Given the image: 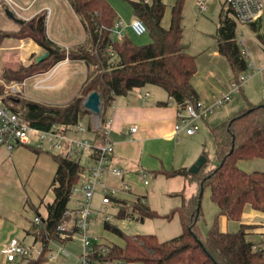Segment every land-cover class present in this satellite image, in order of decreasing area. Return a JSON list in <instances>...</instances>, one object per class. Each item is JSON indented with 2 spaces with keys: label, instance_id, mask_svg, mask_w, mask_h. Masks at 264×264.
I'll use <instances>...</instances> for the list:
<instances>
[{
  "label": "trees",
  "instance_id": "1",
  "mask_svg": "<svg viewBox=\"0 0 264 264\" xmlns=\"http://www.w3.org/2000/svg\"><path fill=\"white\" fill-rule=\"evenodd\" d=\"M68 2L84 26L87 36V44L69 48L68 56L71 61L85 62L86 78L79 94L65 104H49L25 96V99H19L16 95L6 96L0 84V100L18 112L24 120L40 128H47L54 123L75 125L79 119L91 114L84 106L86 96L98 91L105 106L102 121L107 123L105 109L117 96L147 84L164 88L179 109L199 99V93L192 82L197 73L196 57L188 51V45L183 41L185 0H176L173 4L168 27L163 25L167 10L163 0H152L151 3L131 1L134 16L142 19L148 27L151 41L147 44H136L128 35L121 42L113 39L112 29L119 18L109 0ZM237 26L235 18L221 9L215 34L217 49L230 63L234 78L249 67L238 44ZM252 28L258 29L256 25H252ZM18 30L19 36L14 37L31 38L49 54L39 62L7 65L4 79L18 75L28 77L47 71L67 57L65 47L53 42L48 36L47 12H41L27 21H18ZM12 33L13 30L0 29V44ZM258 37L264 41V35ZM108 48H111L112 53L107 52ZM211 132L216 143L213 163L207 160L195 174L189 172L187 167L169 170L162 168L158 171L168 177L182 176L189 182L197 183V192L192 196L180 194L182 203L175 210L181 218L183 232L173 239L161 241L154 234H126L116 225L105 221V228L121 235L125 245L104 246L94 243L89 253L92 263L119 260L134 264H264V249H254L255 242L248 239L259 226L243 220L247 206L264 213V170L247 171L239 165L242 160L264 159V104L249 103L248 107L211 127ZM95 135L99 141L103 140L102 132H96ZM33 151L40 152L34 148ZM51 154L57 164L49 185L54 199L46 204L47 217L44 221L41 224L33 223L28 231L34 236V242L43 244V247L38 257L23 258L25 264H46L51 242H64L59 236L58 225L62 223L68 208L72 188L79 182L84 171L78 161L68 160L60 154ZM205 187L211 189V197L219 206L220 213L228 220L240 222L237 231L222 230L215 221L208 236L202 237L199 222ZM114 203L122 206L117 213L118 218L134 216L132 211L139 213L141 220L156 216L155 211L141 203L140 198L132 202L131 212H127V202L115 199ZM260 234L264 236V232Z\"/></svg>",
  "mask_w": 264,
  "mask_h": 264
},
{
  "label": "rangeland",
  "instance_id": "2",
  "mask_svg": "<svg viewBox=\"0 0 264 264\" xmlns=\"http://www.w3.org/2000/svg\"><path fill=\"white\" fill-rule=\"evenodd\" d=\"M131 1L132 0H109L118 13L119 21H122L125 27V35H128L136 44H147L151 41L149 32L137 35L129 29L131 21L135 18L131 7ZM163 1L167 4L163 25L168 27L170 25L171 8L176 0ZM200 1H206L208 4V9L204 12L199 10ZM47 4H50L49 6L53 9V13L47 19V33L51 37L52 35L64 37L67 41L62 39L58 40L66 44L76 42L78 39H75L73 33L76 32L78 18L67 0H40L35 5L34 10L46 6ZM221 9H223L224 13L229 12L223 8V0H185L184 3L183 41L188 45V51L196 57L197 76L202 82L205 81L207 74H209L212 61H217V59L213 57V53L217 50V39L215 34L217 26L219 25ZM15 26L13 22H10L6 14L0 15V29L11 30ZM18 31V29L13 30L12 35L9 37L11 39H5L0 45V78L5 81L3 84L5 95H16L19 99L21 97L25 99L26 97L49 104H65L78 95L86 78L84 67L79 68L70 75H65V77L56 84L57 86L53 88L34 87V81H31L29 76L26 77V75H18L17 77L7 78V80L4 79L3 73L5 74L6 68L8 67L7 65L12 64L18 66L17 62L27 64L34 61L33 55L27 58L26 62L20 61L16 58L19 49L13 50L14 53L6 49L8 43L14 41V36H19ZM258 35H264V17L261 26H259L257 30H254L251 25L238 24L237 26L238 42L240 43V41L245 38V49L247 51V57L245 58L248 65H250L246 72L252 75L243 85V89L241 90L243 92H239V94L235 93L232 98L240 97L245 100L248 99L253 104H264V41L261 40ZM85 44H87V40L72 47H65V49H73ZM9 53L10 55L7 58ZM220 61L224 60L220 58ZM224 63L226 62L224 61ZM251 63H253V65H251ZM40 68L41 67H39V69ZM253 69H257L258 72L253 73ZM25 79H27L25 93L21 94V92H14L11 89L13 83H20ZM215 91H217V89H215ZM227 103L214 108V110H218L220 107L227 105ZM104 108L105 106L103 107L101 103L102 113ZM102 113L98 117L91 113L89 115L91 119L90 122L88 121L89 118H87L88 115H86V118H83V123L89 126L93 121L101 119ZM205 125L204 122H201L200 130L194 135H188L183 132L179 136L176 157L186 163H189L190 160H194L192 163H189L188 169L202 155L208 159L209 163L215 161V139L211 132V127H205ZM86 136L91 138L89 134ZM25 147L26 146L16 149L12 154L7 153L4 148L0 149V219L5 221L3 224L0 223V244L3 242L8 244L11 239L17 238L22 240L25 245L36 246L38 243H35L34 238L26 233L28 227L22 225L23 223L30 225L31 222H35L36 210L42 199H44L46 203L53 201L52 193L48 190L53 177L50 168L51 162L53 161L50 156L51 153H44L49 155L48 159L45 163L41 164L42 169H38V165L36 164L37 157L31 151L33 148ZM86 163L87 154L85 153L82 157L81 164L85 165ZM240 163L242 164L245 162L241 161ZM251 163L253 170H264V159L256 158ZM148 179L150 185L143 194L146 198V204L150 206L151 210L155 211L156 216L146 217L144 220H141L139 218V213L132 211L131 202L125 204V207H127V212L132 211L131 213L134 215L133 218H118L117 213L122 209V206L114 204V206L109 207V212L114 215V219L111 223L129 235L154 234L161 241L173 239L183 232L181 218L179 213L175 212L182 203L180 194L184 193L187 197L192 196L197 192V183L195 181L189 182L182 176L168 177L161 173L155 175L150 172L148 174ZM138 192H140V190ZM133 197L132 194H128L127 196L128 199H133ZM101 200L102 194L97 191L93 203L96 210L102 206ZM74 206H76L75 200L74 197H72L68 208L75 209L76 207L74 208ZM201 209L202 217L199 222V230L202 237L208 236L215 221L218 222L220 228L223 230L237 231L240 228V222L228 220L220 213L219 206L211 197V189L209 187H205L202 192ZM39 212L44 219L47 217V210L44 205L40 207ZM44 219H42V222ZM253 220L264 225V213L255 214ZM32 226L33 225H31V228ZM67 230L68 233L71 234V237L67 236L66 239H63L60 236V231H58L61 239L64 241L71 240L66 243L67 248L72 252L83 249L81 235L77 232L78 230L75 228V225L70 222V224L67 225ZM75 231L77 232L76 234L74 233ZM88 234L91 238V246L94 243L104 246L125 244V239L118 233L105 228L104 218L97 217L96 214L88 221ZM255 239L258 240L257 237H255ZM49 262L50 260H46V263ZM25 263L26 260L21 258L13 262V264Z\"/></svg>",
  "mask_w": 264,
  "mask_h": 264
},
{
  "label": "crops",
  "instance_id": "3",
  "mask_svg": "<svg viewBox=\"0 0 264 264\" xmlns=\"http://www.w3.org/2000/svg\"><path fill=\"white\" fill-rule=\"evenodd\" d=\"M13 1H14V6H13L14 9L13 8L10 9L16 15H14V13L6 5L0 6V15L6 14V16L10 19V22H13L14 26L16 24V26L13 27L11 30L18 29V21L16 19H18L19 21L20 20L27 21L43 11L47 12V19H48L49 16L53 13V9L49 6L50 4H47L46 6H42L37 10H34L35 5L40 0H13ZM68 4L70 5L69 2ZM11 18H13L14 20ZM76 24H77L76 32L73 33V36L75 37V39L78 40H76V42L74 43L66 44L64 42L59 41L60 39L67 41L64 39V37L62 38L59 35L56 36L52 35L51 37L48 34V36L53 42L59 44L62 47H72L76 44L82 43L87 38L86 32L79 18H78V23ZM13 40H14L12 41L13 43L12 42L8 43L6 49L10 50L9 52L11 51L13 52V50L19 49L16 58H18L20 61L26 62L27 61L26 59L32 55L34 56V61H36L35 60L36 57L40 53H43L45 51L40 45H38L31 38L14 37ZM9 55L10 53L7 55V58ZM213 57L216 58L217 61L216 60L212 61L211 69H209V74H207V78L205 79V81L202 82V80L198 78L197 73L194 75L192 79V82L199 93V99L204 101L207 105H214L216 103V101L221 97L222 93L228 89L234 77V72L230 66V63L224 56H222L219 53L218 49L213 53ZM220 58L224 60L226 63H224V61H220ZM81 67H84L85 76H86L87 66L85 62L82 60L71 61L69 59L67 63L61 65L56 70L54 75L49 80H47L42 87L39 88L56 87L57 86L56 84L59 83L65 77V75H70L76 72ZM47 71L37 72L32 76H29L30 80L34 81L33 83L34 87H35V83L38 80L46 78V75H42V74L46 73ZM4 83L5 81L0 78V84L3 85ZM215 89H217V91H215ZM249 103L251 102L248 99L245 100L240 97L231 98L228 101L227 105L220 107L218 110H213L208 115V118L206 120H203L202 122L206 124L205 127L206 126L213 127L229 119L240 110L248 107ZM178 110L179 108L176 102L169 97L167 91L161 86L155 84H147L143 87L134 88L125 95L117 96L113 101V103L107 106V108L105 109V115L107 116L108 120H111L110 140L114 143V150H115L113 156V162L117 166H120L125 170L126 173L123 179L125 182L129 183L133 189L132 192L129 191L120 192L119 193L120 197L119 194L117 195L118 199L125 201L127 203H131L135 200L136 195H143L145 197L143 193L144 191H147V188L150 184L145 187L143 186L141 174H140L142 171H145L148 174L150 172L152 174L157 175L160 174L158 171H160L162 168L169 170L173 168L188 167L189 163H192V161H194V160H190L189 163H186L183 160H180L176 157L179 136L181 135V133L184 132V131L177 132L175 130ZM87 118H89L88 121L90 122L91 119L89 115ZM132 127H136L137 128L136 131H131ZM89 135H91L92 139L95 138L92 133H90ZM96 140L98 143H100L99 139L96 138ZM21 147L23 146H20L16 149H19ZM31 151L37 157L36 164L38 165V169H42L41 164L46 162L49 155L44 154L46 153V151H40L39 153H36L33 150ZM7 153L12 154L8 151ZM85 153L87 154V163L83 165L81 164V160ZM85 153L81 155L82 157L81 156L79 157V163L83 165L84 168H87L93 163V155L90 152H85ZM50 156L53 160L51 162L50 168H51V173H53L54 176L55 171L57 169V164L53 159V156L51 154ZM255 159L242 160L245 163L241 164L240 161L239 165L244 170L253 171L251 162ZM105 183L118 186L120 185V180L112 177L111 175H107ZM139 190L140 192H138ZM97 191L103 195L102 187H100ZM49 192L51 191L49 190ZM128 194H132L134 196L133 199H128L127 198ZM52 196L54 199L53 193ZM74 200L76 205L74 206L75 208L78 206L80 197H76L74 198ZM46 204L47 203L44 202V199H42L39 204V207L36 210L37 214L35 216L40 215V217L44 219L41 216L39 209L43 205L46 208ZM252 210L253 209L250 206L246 207L243 220L246 223H253L259 226L253 234H250L248 236L249 240L254 241L256 243V242H261L262 240L260 233L264 232V225L255 222L253 220L254 215L260 212H256ZM4 222H5L4 220L0 219L1 224H3ZM32 224L33 222H31L30 225L29 224L27 225L26 223H23L22 225L28 227V229L26 230V233L28 235H31L28 233V231L31 229ZM31 236L34 238L33 235ZM255 237H257L258 240H256ZM20 241L22 242V240ZM69 241L71 240H67L62 243L56 241L51 242L50 249L53 252H58V258L53 261L50 260V262L46 264H79L80 254L82 252V249L72 252L67 248L66 245V243ZM4 245H5L4 242L0 244V264H13V262L15 261H8L6 256L2 253V248ZM124 245H120V246H124ZM60 246L66 248L69 254L68 255L63 254L60 251ZM110 264H129V263H124L122 261H113L110 262Z\"/></svg>",
  "mask_w": 264,
  "mask_h": 264
},
{
  "label": "built area",
  "instance_id": "4",
  "mask_svg": "<svg viewBox=\"0 0 264 264\" xmlns=\"http://www.w3.org/2000/svg\"><path fill=\"white\" fill-rule=\"evenodd\" d=\"M143 1L146 3L152 2V0ZM5 5L8 8L14 9L13 0H0V6ZM223 8L229 11L238 24L261 26L264 17V0H223ZM207 9V2L200 1L199 10L204 12ZM129 28L137 35L148 32V27L145 22L137 17L131 21ZM124 29L125 27L122 21L117 20L111 33L113 39L121 42L126 36ZM238 44L241 47L243 55L247 57L245 38H243L240 43L238 42ZM107 52L112 53L111 48H108ZM66 53L67 57L64 60L58 62L49 69V71L42 74L46 75V78L38 80L35 83V87H42L61 65L69 61L68 48H66ZM251 65H253V63H251ZM253 71V73L258 72L257 69H253ZM251 75L252 74L245 71L237 78H234L228 89L222 93L221 97L214 105H207L204 101L198 99L195 102L187 103L183 109L180 108L177 114L175 130L177 132L184 131L188 135L196 134L200 129V123L208 118V115L214 108L228 102L235 93H239ZM27 79L20 83H13L11 89L14 92L24 93ZM95 116L98 117L100 115ZM102 122V118L95 120L90 124V128L83 123L82 118L79 119L78 123L72 126L54 123L47 128H40L24 120L18 112L14 111L0 100V149L5 148L8 152L12 153L16 148L26 146L40 151L60 154L68 160H75L78 162L79 157L85 152H90L93 155V163L89 167L84 168L79 182L72 188L71 196L74 198L80 197L78 206L75 209L68 208L65 211L62 223L58 226V231H60V236L63 239H66L67 236L71 237V234L68 233L67 230V225H69L70 222L75 225V228L78 230L77 232L80 233L83 249L80 254L79 264H96L92 263L89 258L91 238L88 234V221L96 214L97 217H103L105 221L111 222L114 219V215L109 212V207L114 206L115 199H118L117 195L122 191L132 192L133 190L132 186L123 179L126 173L125 170L113 162L115 150L114 143L110 140L111 120H108L107 123ZM136 129V127H132L131 131H136ZM96 132L103 133V140H101L100 143L96 140ZM90 133H92L95 138L92 139L86 136ZM140 174L143 186H148L150 184L148 173L142 171ZM107 175L119 179L120 185L116 186L105 183ZM100 187H102L103 191L101 200L102 206L96 210L93 204L94 196ZM139 198L141 203L146 205V200L143 195H136L134 201ZM127 217L133 218L132 215ZM34 221L36 223H41L42 219L36 216ZM77 232L75 231L74 233L76 234ZM38 244V246H28L19 239L13 238L8 244L3 246L2 253L6 256L8 261H16L18 258L23 259L25 257H38L43 247V244ZM254 249H264V236L261 242L255 243ZM60 251L65 255L69 254L67 249L61 246ZM47 258L52 261L56 260L58 258V252H53L50 249L47 253ZM110 262L111 261H106L102 264H110Z\"/></svg>",
  "mask_w": 264,
  "mask_h": 264
},
{
  "label": "water",
  "instance_id": "5",
  "mask_svg": "<svg viewBox=\"0 0 264 264\" xmlns=\"http://www.w3.org/2000/svg\"><path fill=\"white\" fill-rule=\"evenodd\" d=\"M10 12V11H9ZM11 13V12H10ZM12 14V13H11ZM13 16V15H12ZM14 17V16H13ZM17 21H19L18 19H16ZM48 52L44 51L43 53H40L37 57H36V62H39L41 60H43L44 58H46L48 56ZM101 98H100V94L98 93V91H93L92 93H90L84 102V106L85 108H87L92 114L94 115H100L102 113V109H101ZM207 158L202 155L201 157H199V159L189 168V172L195 174L198 173L202 167L207 163Z\"/></svg>",
  "mask_w": 264,
  "mask_h": 264
},
{
  "label": "bare ground",
  "instance_id": "6",
  "mask_svg": "<svg viewBox=\"0 0 264 264\" xmlns=\"http://www.w3.org/2000/svg\"><path fill=\"white\" fill-rule=\"evenodd\" d=\"M10 9V8H9ZM11 10V9H10ZM15 15V14H14Z\"/></svg>",
  "mask_w": 264,
  "mask_h": 264
}]
</instances>
